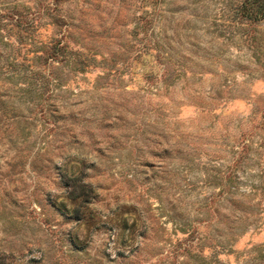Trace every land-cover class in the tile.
I'll return each instance as SVG.
<instances>
[{"label":"rangeland","instance_id":"obj_1","mask_svg":"<svg viewBox=\"0 0 264 264\" xmlns=\"http://www.w3.org/2000/svg\"><path fill=\"white\" fill-rule=\"evenodd\" d=\"M0 264H264V0H0Z\"/></svg>","mask_w":264,"mask_h":264}]
</instances>
